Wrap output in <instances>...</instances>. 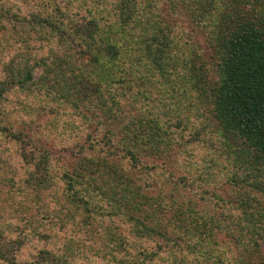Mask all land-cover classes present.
I'll list each match as a JSON object with an SVG mask.
<instances>
[{
    "label": "trees",
    "instance_id": "1",
    "mask_svg": "<svg viewBox=\"0 0 264 264\" xmlns=\"http://www.w3.org/2000/svg\"><path fill=\"white\" fill-rule=\"evenodd\" d=\"M17 1L0 0V39L12 38L17 51L26 46L16 59L8 47L0 50V137L23 166L5 161L11 172L2 170L0 182L12 187L16 209L28 208L20 225L0 223V263L71 264L80 251L97 256L105 237L108 245L98 252L110 251L117 264H160L161 253L183 245L191 264H264V0H166L170 15L183 14L205 32L202 38L192 31L186 42L179 21L164 19L160 0H115L119 27H102L109 12L91 11L84 0H49L29 12ZM32 49L34 59L24 57ZM13 93L40 97L41 109L54 102L78 118L96 115L105 138L85 143L60 168L31 131L4 126ZM172 114L175 123L162 122ZM195 147L217 156L197 161ZM5 152L0 148V157ZM215 167L221 169L213 173ZM179 168L185 175L176 178L172 170ZM40 195L57 206L49 223L48 213L34 217ZM114 218L120 227L106 229L102 220ZM71 220L85 239L72 240L61 254L54 242L20 259L28 239L51 243L59 238L54 227ZM124 226L133 238L120 240ZM8 233L18 236L11 245ZM133 239L158 248L131 253Z\"/></svg>",
    "mask_w": 264,
    "mask_h": 264
},
{
    "label": "rangeland",
    "instance_id": "2",
    "mask_svg": "<svg viewBox=\"0 0 264 264\" xmlns=\"http://www.w3.org/2000/svg\"><path fill=\"white\" fill-rule=\"evenodd\" d=\"M17 1V0H15ZM49 0H18L17 1V5H20L23 8V10L26 12L29 11H36L37 9H40L47 4ZM59 2H62L63 4V0H58ZM69 0H64V3H68ZM79 2H81V0H77ZM88 0H84L85 4L87 5L89 10H95V9H100L103 11H107L109 12L108 16L105 18V20L102 22V24H100L102 27L110 26V27H119L120 25L123 26V22L122 21H118L115 22V11L113 10L114 7V2L115 0H107L105 2V4H99L96 7H94V5H92V3H86ZM161 2V6L163 4V10H162V15L164 16V19L167 21L168 24L173 25V22L175 21H179L178 23V36L181 39H183V42L188 41V39H190V35L192 33V31L197 32L199 35H201V37L203 38L205 32L204 31H196L194 26L191 25L192 23H190V21L188 19H186L185 15L181 14L180 18L176 19V17H174V13L173 15L169 14V10L167 8L168 4L166 0H160ZM61 4V5H62ZM77 6L78 9H81L80 11L83 12L82 15L86 16L87 12L85 11V7L83 8L82 4H78ZM76 6V7H77ZM47 7V6H46ZM100 7V8H99ZM77 9V11H78ZM112 11V14H111ZM88 17L90 15H87ZM169 16H173V20L171 21V19L168 20L167 17ZM172 18V17H171ZM182 19V20H181ZM114 22V23H113ZM107 26V27H108ZM193 32V33H195ZM203 34V35H202ZM12 43V44H11ZM128 44H130V42H128ZM14 41L12 40H5L2 36L0 39V50L4 49L5 47H8L10 50H8V53H13L14 55H10L12 56L14 59L18 58V57H22V52L25 49V47L23 49L20 50H16L15 46H14ZM32 45V44H31ZM30 47L28 46V49ZM34 49V47H33ZM31 51L30 55L28 56H24L27 57L29 59H34L33 55L35 54V52L33 53V50ZM9 56V55H8ZM32 56V57H31ZM5 57V54L0 55V59H3ZM8 58V57H7ZM124 60V58H123ZM43 71L40 68H37L34 72V77L35 80L38 81L40 79V77L42 76ZM0 76H1V69H0ZM37 96V94H36ZM20 97V98H18ZM40 97H36L33 96L31 98H27L25 97V99L23 98V96L18 95L16 93H13L11 95V98L9 99V103H8V109H7V113L9 115V118L5 119V123L4 126H7L10 129H13V131H26L27 133L29 131L30 134H32L35 137V140H38L42 145H44V147L46 149H48L49 151H51L52 153V157L54 162L58 165V167L63 168V164H67L68 162H74L75 157L78 154V151L80 150L81 146L85 145V143L88 146V142L95 139L97 137V139H104L105 137H103L101 134L98 135L101 129L99 128V124L94 123V118L97 117L96 115H94V117L90 114L83 116L85 118L82 117H77L75 116L71 109L65 107L64 105H59L58 103H54L52 104V106H48L46 108L41 109V105H40ZM175 114L170 115L169 117H171L172 119H168V117L164 118V120L162 121L165 124L170 125L169 123L172 120L173 123H175L174 118ZM86 117L87 118H91V121H86ZM166 125V126H168ZM30 126V129L28 128ZM33 131V132H32ZM103 134V133H102ZM8 138L6 137H0V148H3L4 150H7L8 152L5 153H1V157H0V172H2V170H6L7 173L11 172V170L5 165V161H9V163H17L18 167L23 166L19 160V158L15 157V155H13L15 148L12 147V145L9 143ZM193 154L195 153L194 157L196 158L197 161L201 160V159H209L210 157H216L217 155L208 153L209 151L207 150L206 147H203V149L201 147H195L192 149ZM10 153V154H9ZM9 158V159H8ZM214 159V158H213ZM151 159H147L145 160L146 165H148V163H151ZM220 161V160H219ZM160 163V162H159ZM207 163V162H206ZM219 163V162H218ZM9 165V164H8ZM205 165L204 164L199 167H203ZM216 170H214L216 173L218 172L221 168H217L215 167ZM64 169V168H63ZM159 170V169H158ZM203 170H206L205 167L203 168ZM212 170V171H213ZM174 176L177 177H182L185 175V172L182 171L180 168L179 170H172ZM206 174V171H204ZM199 173V172H198ZM198 173L195 175L197 176ZM211 173V172H210ZM170 174V173H169ZM11 175V174H9ZM154 176H152L151 178L148 179V182H153L154 180L157 181V177L158 174H153ZM12 176V175H11ZM148 176H145V178H147ZM204 178L206 177L205 175L203 176ZM147 181V180H146ZM201 183H204L203 181ZM152 184V183H151ZM206 189V191L210 192L213 191V189L216 188L215 184H212L211 186L208 185L207 187H204ZM12 192L13 189L12 187L9 186V183L7 181L5 182H0V223L3 221H7V222H14L15 224H21V221H19V217H20V213L21 210L23 209H27L28 206L26 205H20L17 207L14 206V201L11 200L12 198ZM197 193L201 194L200 190H196ZM39 197H41L43 199L44 196L40 195ZM19 202V201H17ZM39 209H38V213L35 212L34 217L37 216L38 218H41L45 215V213L47 214V219L44 220V223H49L51 222V220L53 221V219L55 220L56 217V212H57V206L55 203H53L52 201L48 200V199H43L42 203H39ZM46 205H49L50 209H48L46 207ZM15 208V209H14ZM29 209L32 210V207H30ZM14 211V213L9 214L10 211ZM19 211V212H17ZM33 211V210H32ZM63 213L60 212L59 215ZM48 221V222H46ZM103 225L105 226V228L107 226H111L115 227V225L117 224V227L120 224V221L116 220L115 218L113 220H108V219H103L102 220ZM72 220L70 221V223L68 224L67 228L66 226H57L54 227V231L57 232V236H59V238L52 239V242L50 243H46V242H42V240H39L38 238L34 237L32 240L28 239L27 240V244L24 246V248L20 251V259H24L26 257H29L31 255L32 251H38V249L43 248V247H48L49 249H52V247L54 246V242L56 244V246H58L59 248H61V250L56 249L55 252L57 254H61L60 252H63L65 246H70V243L72 240H74L75 242L77 241H81L83 239H85V236H83L82 234V230H80V232H77L76 228L72 225ZM113 224V226H112ZM53 225V224H52ZM64 227V228H63ZM120 227V226H119ZM107 229V228H106ZM114 229V228H112ZM83 230H86L83 229ZM120 232V234L118 233L117 235H119L120 240L121 239H130L133 238L131 237V233H130V228L129 227H123V229H118ZM102 230H100L99 232H101ZM110 232V228L107 231V235ZM29 233V232H28ZM100 233L98 234V237L100 238ZM17 233H8L6 235L5 238V242H9L11 245V241L14 240L15 238H17ZM107 239V238H106ZM110 239V238H108ZM95 240V239H94ZM96 241V240H95ZM105 237L104 240L100 242H98L100 245L96 247V249L99 251L100 246L103 249L104 245H108L107 241L105 242ZM14 246V245H13ZM16 246V245H15ZM132 246L131 248V253H137L138 250L140 249H145V251H156L158 246L156 245L155 242L153 241H148L146 239H141V240H135L133 239L130 242V245ZM86 246H75L76 251H80L85 249ZM68 249L71 250L70 247H68ZM120 249V248H117ZM96 252L95 254H97V256L93 257L90 252H88V250H84V251H80L79 253L76 254V256L74 258L71 259V264H117L114 260V257H110V251H106L103 254H101V252ZM128 251V248L126 250H124L122 253L123 255L125 254V252ZM168 252V253H167ZM167 252H163L160 254V257L157 258L158 263L160 264H172V262H168L165 261V258L163 257H175L176 260L178 261L177 264H191L190 261L192 259V255L187 253L188 251L185 250V245H183L182 247H180L179 249H174L172 252H170L169 250H167ZM121 254H118L117 252H115V255H118L119 257L123 256ZM88 255L87 257H83L85 255ZM93 254V255H95ZM79 257V258H77ZM160 260V261H159ZM2 264V263H0Z\"/></svg>",
    "mask_w": 264,
    "mask_h": 264
}]
</instances>
